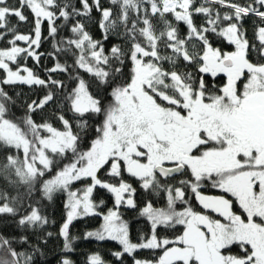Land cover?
<instances>
[{
	"label": "snow or ice",
	"instance_id": "1",
	"mask_svg": "<svg viewBox=\"0 0 264 264\" xmlns=\"http://www.w3.org/2000/svg\"><path fill=\"white\" fill-rule=\"evenodd\" d=\"M110 4L118 11L103 7L101 0L91 4L80 0V8L69 0H17L15 5L0 0V41L8 45L0 48V146L16 153L4 157L0 176L26 186L24 195L29 199L34 191L49 201L54 193L67 192L66 219L59 232L66 253L73 251L72 222L102 216L100 228L86 232L84 238L118 242L122 250L112 255L121 261L128 254L133 264H264V0L245 4L202 0L199 5L197 0H110ZM214 4L229 11L222 13L211 6ZM93 8L100 13L104 39L118 36L127 47L116 44L105 54L102 42L91 36L85 23L74 19L89 17ZM26 12L33 22L28 34L19 32L10 21L14 17L17 23H27ZM169 14L187 25L185 36L168 19ZM197 14L205 17L203 25L194 23ZM249 17L260 21L253 32L258 44L250 42L244 28ZM61 18L73 21L72 36L57 51L74 49L75 58L72 65L57 61L47 71L70 73L71 69V88L64 80L40 78L22 63L29 57L39 62L35 49L41 43L42 24L48 22V34L55 38L60 28L56 21ZM210 34L222 38L233 50L213 46ZM252 52L259 57L256 62L250 59ZM125 61L130 64L128 78L119 82ZM181 61L194 71L175 70ZM165 63L173 67L166 69ZM220 76L225 78L222 84L210 82ZM92 82L97 88L110 89L108 103L94 94ZM18 84L46 89L38 101L26 104L19 120L10 118V106L16 101L5 91V86ZM50 104L57 105L53 115L62 129L33 119L34 113ZM63 109L74 114L78 131H73ZM94 116L102 117L94 126L95 138L80 151ZM68 153L70 162L43 179L53 170V157L64 158ZM106 165L108 176L117 178L116 183L98 176ZM186 171L191 180H179V186L172 183ZM125 172L143 190L166 196L165 207H154L147 200L139 210L150 222V233L138 243L130 239L128 223L119 212L122 205L137 207L136 189L123 179ZM88 178L91 183L83 189L70 190L74 182ZM205 181L222 194L204 195ZM98 186L114 197V206L106 214L98 211L104 201L97 203L93 198ZM186 189L203 211L192 207ZM21 209L23 215H19ZM3 214L19 215L18 225L25 228H43L49 223L38 201L25 204L23 198H10L6 192H0ZM177 226L182 228L172 238L158 234L162 227ZM20 239L22 244L29 243L27 235ZM140 249H159L162 254L154 260L138 259L135 253ZM39 252L38 246H32L31 252L17 251L11 239L0 235V264H34ZM88 261L106 264L98 253ZM60 264L73 261L65 255Z\"/></svg>",
	"mask_w": 264,
	"mask_h": 264
},
{
	"label": "trees",
	"instance_id": "2",
	"mask_svg": "<svg viewBox=\"0 0 264 264\" xmlns=\"http://www.w3.org/2000/svg\"><path fill=\"white\" fill-rule=\"evenodd\" d=\"M69 2L75 6L76 8H80V0H69ZM202 0H197V5H199ZM236 3L245 4L251 3L252 0H235ZM9 5H15L17 0H8ZM92 3V0H89V4ZM101 4L103 7L108 8L113 5L110 4V0H101ZM214 8H218L222 13L225 11H229L226 8H223L221 5L214 4L211 5ZM118 11V8L114 10V12ZM26 15H29L27 12ZM134 13H130V16L134 18ZM74 19H80L81 22L85 23L87 30L91 34V36L97 40L101 41L104 47L105 54H109L110 49L113 45L121 44L124 45L123 40L115 35H110L107 40L104 39L102 30L99 28V20L100 13L93 8L89 17L80 18L76 17ZM168 19L177 27L179 34L183 37L187 34V25L183 22H177L174 18L169 14ZM194 23L197 26L203 25L205 23V17L203 15L197 14L193 17ZM11 24L16 26L18 31L24 34H28L32 32L33 22L32 16L29 15V21L27 23H17L16 18H10ZM73 21H64L63 18L56 21V23L60 26L58 34L55 38L49 36L48 34V22L45 21L41 26L42 36L41 43L39 48H36L35 51L40 55L39 62L32 57L27 58L22 63L28 68L32 69L35 74H37L40 78L48 79L50 76L52 79H60L64 80L68 87L71 88L74 86L73 82L69 79V75L72 74V70L70 69V73H49L47 69L54 67L55 63L59 61L61 64L72 65L74 60L72 51L64 52L57 51V47H65L62 41L67 40L72 36L70 32L71 23ZM153 23L157 25L158 28L161 27L158 19L154 18ZM260 21L256 17H249L246 19L244 23V28L247 30V35L252 43L258 44V41H255L253 38L254 28ZM122 31V27L118 29ZM213 43V46L220 47L222 50L230 51L233 49V46L228 45L226 41L222 38L216 36L215 34H210L209 37ZM11 39V36L8 37ZM21 46H26L24 42H18ZM6 41H0V48L7 47ZM170 54V50L168 53ZM250 59L253 62H256L259 57L255 52H252L250 55ZM166 69H171L173 66L171 64H164ZM130 64L128 61H125L124 67V75L120 78L119 82H123L128 78ZM175 70L179 72L184 71H194L191 67L184 66L183 62H178V66ZM2 73H0V77H2ZM81 75H84L85 79H90L89 76L81 71ZM205 79H209L205 77ZM224 77L220 76L215 80H211L210 82L215 85H220L224 81ZM94 94H97L101 97L103 102L106 104L109 102L110 97L108 96V92L110 89H107L103 86L99 88L96 87L95 82H92V89ZM5 91L9 93L16 101L15 106H10V118H14L19 120L25 113L26 104L30 103L33 100H39L46 94V89L37 87V86H27L18 84L15 86H5ZM67 91V89H65ZM57 105L50 104L46 106L43 110L38 111L33 114V119L38 123L43 121H48L53 123V125L59 129H62V124L54 118V111ZM66 118H68L73 124V131L76 132L78 129L76 128V119L74 118V114L67 112L66 109H63ZM102 117H92L89 121L90 125L93 126L90 128L88 133L82 138L79 150L84 151L88 148L92 139L95 138L94 126L99 123ZM15 155V152H11L6 150L3 146H0V165L4 163V157L6 155ZM54 165L52 172L46 174L43 179L50 178L55 174L60 167H63L65 164L69 163L72 159L71 153H68L64 158L53 157ZM98 176L102 180H107L111 183H116L117 178H112L108 176V166L106 165L104 169L98 173ZM11 179H15L14 176ZM123 179L132 185L133 188L136 189V193L134 195V199L136 201L137 207L135 209L129 208L125 205H122L119 208V212L123 218L128 223L129 226V234L130 239L133 242H139L141 236H147L150 233V222L143 216L139 214V210L144 206L145 201L151 200L154 207L162 208L166 206V196L164 193H150L143 190L140 187V182L131 176H129L126 172L123 174ZM192 177L190 172H185L183 175H177L172 183L179 186V180H191ZM91 183L90 178L84 179L81 181L74 182L71 185L70 190L83 189L86 185ZM39 188V184L37 185ZM0 192H6L8 196L11 197H21L25 201V204L31 202H39V207L44 215L48 217L49 223L44 225L43 228H25L23 226L18 225L19 215L24 214V209H21L19 215L13 217L8 214L0 215V235H3L6 238H9L13 241V247L17 249V251H29L31 252L32 246H38L40 252L34 257V264H60V261L65 258L67 255L73 261V264H89L88 258L90 255L94 253H98L106 264H133V257L125 254V256L121 259H117L112 253L116 251L122 250V246L112 240H104L100 241L96 238H84V234L88 231H95L100 228L103 223L102 216H87L74 220L72 224L69 226L70 237H74L75 239L72 241L73 251L67 252L63 248V237L59 235L60 228L66 219L67 209L65 205L67 203V192H57L53 194V199L51 201L47 200L43 197L42 193L39 191H34L31 199L26 197L24 193L26 192V186L22 185H14L8 182L7 179L0 176ZM201 192L204 195H212L219 192V189L212 187L210 181H205L201 188ZM187 198L189 203L196 211H203L198 201L195 199L194 195L191 193L190 189H186ZM93 198L97 203L103 200L104 204L100 206L98 209L101 213H107L108 209L113 208L114 206V197L111 193L107 192L106 189L100 188L99 186L93 193ZM210 215L215 216L214 213H209ZM182 226H177L176 228H160L158 229V234L161 236H166L168 238L174 237V235L179 234ZM51 232L53 235L51 237H47L46 233ZM27 235L29 238V243L27 245L21 243V237ZM47 240V243H43L44 240ZM233 251L238 253L240 251L238 248H234ZM162 251L151 250V249H140L135 253L136 258L138 259H146V260H154L157 258Z\"/></svg>",
	"mask_w": 264,
	"mask_h": 264
},
{
	"label": "rangeland",
	"instance_id": "3",
	"mask_svg": "<svg viewBox=\"0 0 264 264\" xmlns=\"http://www.w3.org/2000/svg\"><path fill=\"white\" fill-rule=\"evenodd\" d=\"M112 8H113V10H115L116 8H117V6H112ZM233 50V49H232ZM168 64V63H167ZM75 126H76V124H75ZM77 128V127H76ZM222 193H221V191L219 190V192H217V193H215V194H212V195H209V196H213V195H221ZM230 198V197H229ZM234 205H235V201H234ZM178 207H180V206H178ZM235 210L236 211H238L239 212V207H238V205H235ZM216 215V214H215ZM234 253H236L235 251H233ZM238 253H239V251H238Z\"/></svg>",
	"mask_w": 264,
	"mask_h": 264
}]
</instances>
